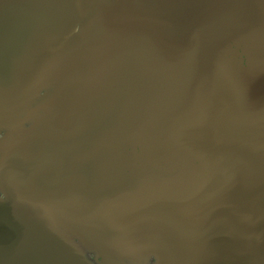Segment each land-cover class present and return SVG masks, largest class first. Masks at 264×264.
Returning a JSON list of instances; mask_svg holds the SVG:
<instances>
[{"label": "flooded vegetation", "instance_id": "af4514ba", "mask_svg": "<svg viewBox=\"0 0 264 264\" xmlns=\"http://www.w3.org/2000/svg\"><path fill=\"white\" fill-rule=\"evenodd\" d=\"M95 16L89 21L94 27L98 23ZM165 30L172 42L177 36L187 37ZM255 32L256 37L248 43V55L241 67L230 74L215 76L181 74L189 56L169 66L176 73L170 72L161 58L158 61L157 54L156 57L152 54L156 61H151V66L141 65L145 50L134 52L132 46L125 65L121 66L126 72L121 79L126 83L136 72L145 73L141 80L142 92L136 96L140 103L136 112L143 110L144 121L154 123L160 134H167L166 138L149 140L150 147L142 156L137 152L135 163L141 165L137 176L134 166L124 170L118 164L116 154L92 162L93 167L85 175L87 180H94L95 185L89 186L92 194L105 198L106 204L100 210L89 208L86 201L69 210L67 206L80 199L72 196L73 187L62 188L59 194L70 196L53 193L39 196V202L49 203L50 213L40 212L46 215L44 220L53 224L28 217L31 222L88 264H93L95 257L99 258L98 264H228L224 252L235 264H264V10L259 12ZM91 35L95 38V31ZM94 50L92 48L98 55ZM70 52L69 65L74 59V51L71 56ZM92 58L103 60L102 54ZM257 62L259 71L252 78H246ZM89 63L86 61L83 66ZM78 65H82V60ZM165 71L170 76L164 77ZM58 74L56 68L49 71L33 97L39 103L48 99L42 106L47 111L45 117L54 112L64 95L55 91ZM161 76L163 80H159ZM122 80L118 82V90ZM104 85L99 83L102 90ZM86 92L91 98L88 100L82 92L71 113L85 110L116 93L109 90L106 96H100L92 86L87 87ZM24 107L25 104L20 103L16 116L1 122L3 128L18 126L8 138L19 137L25 127L31 126L32 117L22 121L26 117ZM144 121L142 124L147 125ZM77 131L71 130V133ZM4 136L1 142L6 141ZM142 140L145 143L148 139ZM171 163L178 164L177 170L165 171ZM75 165L86 167L79 159L69 166ZM140 172L143 180L139 179ZM171 174L176 178L171 179ZM121 181L129 183L127 190L123 187L118 190ZM83 189L77 192L85 197L88 192ZM193 195H197L201 214L196 218L195 233L184 227V238H190L186 245L183 244L186 239L182 241L178 232L183 226L174 223L176 210L183 203L188 206ZM237 199L239 203L235 206ZM169 212L173 217L167 221L164 216ZM187 223L186 216L185 225ZM100 252H104L105 257L101 258Z\"/></svg>", "mask_w": 264, "mask_h": 264}, {"label": "water", "instance_id": "95a60500", "mask_svg": "<svg viewBox=\"0 0 264 264\" xmlns=\"http://www.w3.org/2000/svg\"><path fill=\"white\" fill-rule=\"evenodd\" d=\"M153 1L157 3L163 28L185 34L191 41L189 62L181 74L215 76L230 74L240 68L248 55V43L256 37L259 12L261 14L264 10L261 5L264 0ZM142 4L147 11L149 6ZM132 7H139L136 0H0V124L16 116L15 110L20 103L25 104L26 111L22 121L28 116L33 121L16 138L8 136L18 130V126L3 128L0 125V149L7 152L0 164L4 178L1 185L10 191L11 197L4 203L0 200V264H88L71 250L60 246L55 237L39 229L30 218H24L19 206L21 199L28 197L30 202L37 204L41 195L70 196L59 192L62 188L73 187L72 196L80 201L67 206L69 210L79 207L83 201L89 208L100 210L106 204L105 198L99 199V195L92 194L89 186L95 185L94 180H87L85 175L95 160L116 154L118 164L124 170L134 166L137 176V169L141 168L135 163L137 152L142 156L150 147L149 140L166 138L167 134H160L154 123L144 121L143 110L136 112L140 105L136 96L143 89L141 80L145 73L142 71L126 80L119 96H110L78 113L70 111L73 104L80 101L82 92L88 100L91 98L86 92L89 86L100 96L104 95V90L93 84V70L100 73L99 62L102 61H95L92 57L101 56L102 52L103 55L105 52L110 54L115 61L114 67L119 70H113L116 83L126 75L121 66L125 65L129 50H145L141 65L151 66L156 61L152 46L158 43V35L148 39V24L142 19L133 21L127 18ZM110 9L115 12V18L112 12L109 13ZM94 14L98 18L95 27L89 22ZM94 31L95 38L91 35ZM85 36L90 39L85 40ZM164 37L165 43L170 42ZM67 39L68 42L64 43ZM87 48L91 49L88 56L85 55ZM68 50L74 51L73 63L55 87L56 92L64 95L61 93L63 96L56 109L45 117L46 109L42 112L40 109L45 108L42 106L48 99L39 103L33 97L59 58L67 57ZM79 60L82 65H78ZM86 61L91 63L83 66ZM143 121L147 125H143ZM71 130L79 131L71 133ZM3 136L6 141L1 142ZM142 139L148 140L144 143ZM78 159L86 167L75 165L70 168L71 162H78ZM170 165L165 171L177 170V163ZM142 175L140 172L139 179L143 180ZM174 176L171 174L170 178ZM81 187L88 192L85 197L77 192ZM118 187V190H122L120 187L127 190L129 183L121 181ZM191 198L188 206L183 203L176 210L174 223L183 226L179 231V226L176 229L182 241L186 239L183 242L186 245L190 240L188 236L184 238L186 216L189 218L194 212L196 219L201 214L197 195ZM237 203L238 199L235 206ZM167 214L169 217H164L170 221L172 212ZM223 257L228 264H235L228 253L224 252Z\"/></svg>", "mask_w": 264, "mask_h": 264}, {"label": "crops", "instance_id": "0c3cea01", "mask_svg": "<svg viewBox=\"0 0 264 264\" xmlns=\"http://www.w3.org/2000/svg\"><path fill=\"white\" fill-rule=\"evenodd\" d=\"M123 1V0H122ZM142 2L146 5H148V10L145 11V9H143V4ZM136 0V3L139 5L138 8L136 7H132L131 9H129V11H131L130 15L127 18H131L133 21L134 20H141L142 22L145 24H148L149 26V31H147V38H151L153 35H158L157 40L158 43L156 45L152 46V53L155 55L157 54V60L160 61L159 59L161 58L162 61H165V64L168 67V70L172 73H176L174 70H172L169 66L172 64L174 65L175 62L178 63V61L180 59L184 60L185 58H187L190 55V42L189 39L184 36H177V40L172 42L171 40H169L170 42L165 43L164 38H168V35H163V30H165V28H163L162 24H161V16L159 15V11L157 9V3L154 2L153 0ZM110 11L109 13H111L113 11V9L108 10ZM112 16L113 18L116 17L115 12H112ZM145 13L149 14L146 15ZM145 20V21H143ZM147 20V21H146ZM178 33V32H177ZM108 36V35H107ZM139 40V37L137 39ZM88 41V40H87ZM148 41V40H147ZM88 43V42H87ZM102 52V51H101ZM88 48L86 50L85 55L88 56ZM102 57L103 60L102 62H99V65L102 69V71L100 73H97L96 70H93L94 73V77H93V84H98L99 83H105L104 85V95L106 96V92L108 93L109 90H113L116 93H114V96H117V93L120 94V90L122 89L121 87H123L124 85V80H122L121 82V86H120V90L119 89V84L116 83L113 80V67L115 64V61L112 60V58L110 57V54L108 52H105L103 55L102 52ZM99 60V59H98ZM97 60V61H98ZM161 75V74H160ZM165 76H170L167 75L166 71L164 72V77ZM124 79V78H123ZM159 80H163L162 76ZM46 87V86H45ZM244 139L241 141H244ZM6 150H3L2 148L0 149V162H2V160H4V157H6Z\"/></svg>", "mask_w": 264, "mask_h": 264}, {"label": "rangeland", "instance_id": "374dc122", "mask_svg": "<svg viewBox=\"0 0 264 264\" xmlns=\"http://www.w3.org/2000/svg\"><path fill=\"white\" fill-rule=\"evenodd\" d=\"M74 35L76 34V30H74ZM72 45L74 46V43L72 41ZM72 52V50H71ZM71 52H70V56H71ZM69 50L66 52V56L68 55ZM69 58L68 56L66 58H59L58 60V64H56V66L58 67H54L56 68V72L59 73L56 77L57 79L55 80L56 82H58V78H60V76L62 77V75L64 74L65 71H67L69 68ZM64 68H66L64 70ZM45 111V108H41L40 112ZM33 122V121H32ZM1 164V162H0ZM4 178H2V175L0 173V200L4 203L5 201H8L11 197H10V191H8L5 187H3V185H1V180H3ZM21 204L20 206V211L21 213L24 214V216L30 217L34 220L36 219H41L38 221H43L46 224L52 225L53 222L51 223L50 220H44L46 218V215L42 214L40 212V210H43L47 213H50L49 209H47L49 207V203L47 201H43V202H38L37 204H35L34 202H30L28 197H24L23 199H21ZM39 216V218H35ZM55 224V223H54ZM58 224V223H57ZM212 249V248H211ZM96 250V249H95ZM105 255L104 252H100V257L103 258V256ZM213 256V255H212ZM105 257V256H104ZM214 257V256H213ZM95 261L93 262V264H98V260L99 258L95 257ZM215 259V258H214ZM104 262V261H102Z\"/></svg>", "mask_w": 264, "mask_h": 264}, {"label": "bare ground", "instance_id": "6f19581e", "mask_svg": "<svg viewBox=\"0 0 264 264\" xmlns=\"http://www.w3.org/2000/svg\"><path fill=\"white\" fill-rule=\"evenodd\" d=\"M67 42H68V39L65 40L64 43H67ZM259 68H260V63L257 62L255 65H253V66L251 67V69L249 70L247 76L245 75V77H246V78H252L253 75H254L255 73H257V70L259 71ZM246 84H247V81H246ZM193 213H194V212H193ZM193 213H191V214L189 215L188 223L185 225V227H186V229H188V230H194V233H195V230H196L197 226H196V219H195V217H193Z\"/></svg>", "mask_w": 264, "mask_h": 264}]
</instances>
